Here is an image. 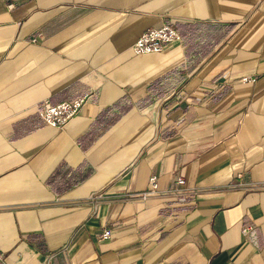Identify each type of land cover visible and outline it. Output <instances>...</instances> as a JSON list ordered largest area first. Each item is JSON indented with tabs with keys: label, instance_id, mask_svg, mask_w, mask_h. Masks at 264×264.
I'll use <instances>...</instances> for the list:
<instances>
[{
	"label": "crops",
	"instance_id": "crops-1",
	"mask_svg": "<svg viewBox=\"0 0 264 264\" xmlns=\"http://www.w3.org/2000/svg\"><path fill=\"white\" fill-rule=\"evenodd\" d=\"M46 260L264 264V0H0V264Z\"/></svg>",
	"mask_w": 264,
	"mask_h": 264
},
{
	"label": "built area",
	"instance_id": "built-area-1",
	"mask_svg": "<svg viewBox=\"0 0 264 264\" xmlns=\"http://www.w3.org/2000/svg\"><path fill=\"white\" fill-rule=\"evenodd\" d=\"M182 36L175 28L170 25H165L158 29H148L143 32L140 37L134 42L132 51L135 55L159 54L162 53L166 46L180 43ZM255 80L251 77L242 79L244 84H251ZM92 97L91 93H85L73 101H64L55 105L44 102L37 110L38 119L47 127L52 129H62L69 121H71L82 108L87 104ZM149 189L142 194L143 199L161 195L156 177L149 178ZM179 185L183 184L182 179H178ZM110 236V231L106 230L103 233V239L107 240ZM44 264H52L46 260Z\"/></svg>",
	"mask_w": 264,
	"mask_h": 264
}]
</instances>
